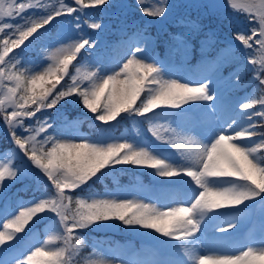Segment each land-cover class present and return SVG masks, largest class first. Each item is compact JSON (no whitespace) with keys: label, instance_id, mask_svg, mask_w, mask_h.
Segmentation results:
<instances>
[{"label":"snow or ice","instance_id":"6c2138e0","mask_svg":"<svg viewBox=\"0 0 264 264\" xmlns=\"http://www.w3.org/2000/svg\"><path fill=\"white\" fill-rule=\"evenodd\" d=\"M111 3L0 0V126L12 145L0 151V264H111L83 231L117 221L177 242L169 247L180 258L156 264H264V236L239 247L218 245L205 251L198 235L222 214L257 203L264 214V131H256L264 127V95L256 96L264 93V0L204 5L221 25L227 21L233 33L224 47L215 48L216 58L245 53L229 79L235 76L239 83L243 68L251 73L252 91L235 105H226L209 78H171L162 61L147 55L148 27L167 19L169 0H135L141 17L133 33L136 46L130 44L126 58L111 62V68L100 66L103 62L91 67L88 53L96 41L84 32L81 14ZM230 15L244 18L239 28ZM65 17L74 18V38L51 37L46 51L29 57L33 42ZM84 24L102 27L91 17ZM204 35L201 49L218 45L215 31ZM171 40L188 48L182 35ZM204 55L202 51V59ZM72 104L99 122L95 139L81 135L78 120L61 111ZM49 110L60 117L59 124ZM126 116L146 118L148 131L160 144L142 136L112 135V123ZM162 118L172 123H153ZM187 123L195 127L187 129ZM196 128L201 129L196 135L187 134ZM116 165L150 169L154 177L167 178L174 198L157 204L121 198L114 191L96 193L92 185ZM28 178L41 185L35 189L41 195L27 200L9 195L12 185ZM85 187L87 195L77 194ZM237 226L229 221L219 230Z\"/></svg>","mask_w":264,"mask_h":264},{"label":"rangeland","instance_id":"374dc122","mask_svg":"<svg viewBox=\"0 0 264 264\" xmlns=\"http://www.w3.org/2000/svg\"><path fill=\"white\" fill-rule=\"evenodd\" d=\"M129 1L130 0H112V2H114L116 7L118 8H127ZM133 1L135 2V0ZM175 2L182 5L185 4L188 8L191 7L202 13H211V10L206 9L204 5L212 2L222 3L223 0H169V3L172 7H174ZM169 17L170 14L165 21L157 22L154 24L157 30H163V27L166 26ZM184 22L185 21H180V28L184 26L183 24H186L184 28H190L194 26L193 22ZM73 27L74 19L73 21L72 19H67L66 22H63L61 24V27L55 37H59L61 39H64L66 37L74 38L75 34L71 30V28ZM82 27L83 30H85L84 32L88 33L91 38L96 41L95 49H90L88 53L89 60L92 62L90 64L91 67H96L98 64H100V62H103L100 66L111 68V62H114L117 58H126L125 54L128 51L129 45L131 44L133 47H135L136 41L138 39L136 36H132L125 40L118 37V41H114L113 37L109 38L107 36H101L102 27L100 29H90L89 31L88 29H86L87 26H85L83 23ZM122 31L123 28H120L118 31L119 36ZM93 34L95 35L94 37ZM186 40L188 42V39ZM152 44L153 43L149 37V43L147 44V55L149 56L154 55L150 54ZM139 46L143 48L145 47V44L141 42ZM48 47L49 46L43 47L40 52L46 51ZM202 51L205 52V50L201 49L200 47L199 53L201 54ZM154 56L163 62L171 78L183 77L186 80H203L205 77L209 78L212 86L223 95L226 105H235L245 96V93H243L242 95L238 93L243 91V89L245 88L244 81L241 80L239 83H237L235 76H232V78L229 79V73L235 69H232L231 71L225 73V66L222 67V65H228L230 61H234L233 55H229L227 58L215 57V59L212 60L205 54L203 59L201 58V60L197 64L192 66L191 62L189 61L191 57L189 43L188 48L185 49L183 44L171 40V44L168 46L164 57L156 55ZM239 72L241 75L242 72ZM241 77L243 79V76ZM78 110L80 114H77L75 118L70 119H77L78 124H80V122L85 119L89 121L87 125H89V123L91 124V118H94L93 114L83 109L82 106L78 107ZM153 123L167 125L169 123H172V121L170 119L162 118L153 121ZM97 124L99 126L98 121ZM115 124L116 123L113 122L111 125V133L112 135L117 136L112 131ZM172 126L176 127V124L173 123ZM194 127L195 126L192 123L186 124L187 129H193ZM143 129L144 131L140 130L139 122L134 119L133 131H124L119 136L123 135L124 137L129 139H132L136 136H142L146 141L160 144L159 141H156L155 138L151 136V133L148 131V129ZM0 130H3L2 126H0ZM79 130L81 135H87L93 139H95L99 135V131L95 136L90 135V133L82 129L80 125ZM200 130L201 129L196 128L194 131H188L187 134L196 135V133ZM204 130L206 131V129ZM160 146L162 148H169V150L172 151V149L167 145L161 144ZM37 175H40L38 170ZM150 177L152 183H147L146 181L142 180V176H138L137 182L133 183L130 187L122 186L113 191L116 192L121 198H141L145 199L146 202L157 204L166 203L168 202V200L174 198L172 193L166 187L167 178L154 177L152 174V170ZM28 184H31V186L35 185L34 181L31 178H28L12 185L11 187H14V190H17L18 188L26 187ZM220 211L221 213L225 212V210ZM229 221L237 223L238 226L233 230L220 232L219 229L225 228L227 226V222ZM205 227L207 230H202L198 234L201 241H203V249L205 251L218 245H225L232 248L239 247L240 245L247 244L249 241H259L261 237L264 236V219L257 215H255L254 217L252 211H240L232 214H222L218 218H214L212 221H210ZM91 229L97 230L99 232L115 231L114 227L108 225H101L100 227H93ZM146 231L148 233V236L157 238V244H142V247L140 249H136L132 244H129L128 246L101 245L98 246L97 249L100 251V254L103 256V258L111 262V264H125L126 261L132 262V264H137V262H153V264H156V262L174 261L180 258V254L169 247L170 244L177 243L176 241H171L169 240V238L161 237L160 234L155 233L153 230L146 229ZM162 241H166V243H161Z\"/></svg>","mask_w":264,"mask_h":264},{"label":"trees","instance_id":"16d2710c","mask_svg":"<svg viewBox=\"0 0 264 264\" xmlns=\"http://www.w3.org/2000/svg\"><path fill=\"white\" fill-rule=\"evenodd\" d=\"M184 11V12H183ZM180 11L181 14L184 15V19L187 18L189 21L196 22V28L192 30L191 37H190V44L192 45L193 52L196 53V47L199 46V39H205V33L209 31H215L217 33V37L219 42H226V38L230 39L233 35V33L229 30V26L227 21L224 25H221L219 20L216 19V17L213 14L208 15H202L200 13L195 12H188L187 10ZM83 20H88L89 17L94 20H99L101 23H103L102 28V35H107L110 37H117L118 36V29L123 27V24L127 22L134 23L131 26L126 27V35H131L136 30V27L141 23V17L140 14L135 6V2H131L129 8H116L113 6L108 7H101L99 9H93L88 10V16H83L81 14ZM189 17H192L194 20L190 19ZM64 18L58 19V21H62ZM67 18H65L66 20ZM230 20H233L237 23V27L239 28L240 25L243 23L244 18L238 17V16H229ZM177 23L176 21H172L169 23L167 27V31L163 32L162 34L158 35L155 32L154 25H151L148 27V32L152 38L153 41V50L157 52L159 55L163 53L166 46L169 43L170 40V32L172 33V28L176 27ZM197 28L200 29L199 32H197ZM56 27L53 26L52 28L48 29L47 33H43L40 37H38L33 44L30 46L32 51L28 53L29 57H32L33 59L36 57V54L41 51L43 47H46L48 43L51 41V37L54 35ZM179 35H182L183 37H186L189 35V31L182 30ZM221 36H224V40H221ZM238 53V58L236 62V66L242 62H244L245 59V53L243 50L241 51H235ZM80 59V58H79ZM75 63V62H74ZM242 70V76L243 80L245 82V87H251L250 72H245L243 68ZM70 71H73V69H70ZM260 95H264V93L257 92L256 96L259 97ZM71 110L70 114L75 115L74 107L76 105H70ZM258 107V105H257ZM134 117H130L129 119H122L125 122V126L127 127L131 124V121ZM119 128H122L121 125H119ZM117 129L118 131L121 129ZM261 131H264V127H258ZM11 143L8 140L7 134L4 131L0 132V150L6 149L9 147ZM136 174H141L144 176H150V170L149 169H142L136 166L132 165H116L111 172L106 173V177L101 180L100 182L92 185V189L96 193H103L106 191L114 190L116 187L121 185H129L135 180ZM43 183H48L46 178H44ZM40 184H36L34 186H27L26 188H18L17 190H14V187H10L9 195H16L18 194L23 199L27 200L32 198L33 196H39L41 195V192L36 191L35 189L40 187ZM49 191H52L51 187H49ZM89 189L83 188L81 190H77V194H83L87 195ZM103 225L108 226H114L118 234H123L126 237H136V238H147L144 237V230L143 228H140L139 226H124L120 222H109L105 223ZM42 227V226H40ZM83 235L87 237L88 243L91 245L94 241L98 240L99 237L103 235V232H97L96 230L92 229H86L83 231ZM90 248L85 249V251H90Z\"/></svg>","mask_w":264,"mask_h":264}]
</instances>
